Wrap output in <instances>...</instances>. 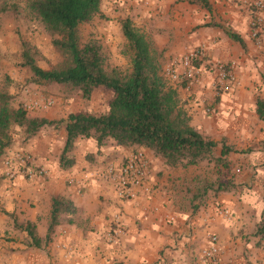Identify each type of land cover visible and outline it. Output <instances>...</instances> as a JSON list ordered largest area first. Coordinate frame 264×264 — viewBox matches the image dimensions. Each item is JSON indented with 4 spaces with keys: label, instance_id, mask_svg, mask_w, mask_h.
I'll return each mask as SVG.
<instances>
[{
    "label": "crops",
    "instance_id": "0c3cea01",
    "mask_svg": "<svg viewBox=\"0 0 264 264\" xmlns=\"http://www.w3.org/2000/svg\"><path fill=\"white\" fill-rule=\"evenodd\" d=\"M204 1L210 10L191 0H101V7L106 3L108 12L116 10L131 21L162 63L204 47L209 59L231 67L235 85L216 97L214 77L208 72L189 90L183 89L182 82L165 80L167 87L178 93L198 132L213 140L217 135L228 138L229 141L224 139L226 147H253L233 157L241 169L236 168L239 175L234 177L232 188L219 193L209 190L201 203L179 202L177 195L183 193L179 194L175 186L184 180L181 169L169 168L148 150L135 147H124L122 152L118 151L120 147H112L95 164L88 161L92 157L87 154L81 156L86 148H80L79 140L75 143L73 166L61 170L54 150L56 137L41 130L20 148L28 150L46 171L45 176L26 180L16 174L9 180L2 162L7 155L21 153L12 145L0 158V201L5 210H26L30 224L37 226H47L49 197L55 194L70 198L87 215L83 223H75L80 230L64 240L71 245L73 255L63 259L59 255L57 264H203L200 252L210 236H215L221 247L219 264H264V242L255 235L264 219V124L255 113L257 99L264 100V43L257 47L251 37L254 0ZM230 33L238 36L242 44L232 40ZM213 97V110L203 113L202 102ZM64 137L62 130V141ZM87 150L92 155L97 148ZM136 152H144L151 163L153 191L150 196L139 193L135 199L121 202L101 173L107 164L121 163ZM42 202L45 207L40 210ZM105 209L122 212L114 223L122 233L111 244L104 235L109 226L108 221H103ZM39 230L38 236L44 239L45 233ZM39 250L0 240V264H49L44 251Z\"/></svg>",
    "mask_w": 264,
    "mask_h": 264
},
{
    "label": "trees",
    "instance_id": "16d2710c",
    "mask_svg": "<svg viewBox=\"0 0 264 264\" xmlns=\"http://www.w3.org/2000/svg\"><path fill=\"white\" fill-rule=\"evenodd\" d=\"M191 2L210 10L204 0ZM3 13L16 17L26 13L39 19L51 35L57 36L52 45L63 56V62L52 70L40 68L31 54V46L21 41L23 62L20 66L29 72V84L64 86L85 100L98 88L111 91L113 96L107 112L102 115L71 114L64 120L54 121L30 117L21 105L12 107L11 95L0 90V158L12 146L14 128L21 130L22 141L26 143L42 129L52 127L65 133L58 158L61 170L73 166L72 153L78 140L93 141L98 151L109 145L146 149L172 169L197 167L212 160L216 143L191 125L178 93L167 87L148 40L128 19L121 22L122 35L130 52L128 71L108 74L101 48L92 41L81 44L78 27L95 17H104L101 0H0V14ZM228 36L242 44L238 36L231 33ZM255 113L258 121L264 124V100L257 99ZM230 152L223 146L221 157L214 159V163L227 168L222 157ZM232 186V178L226 182L219 180L216 184L206 181L202 188L197 187L192 193L190 203L194 200L203 202L209 190L228 192ZM82 213L73 201L61 196L50 197L44 241L35 226L27 223L22 229L27 234L26 246L43 248L56 227L62 223L74 225L75 217ZM255 235L259 242H264V219L257 226Z\"/></svg>",
    "mask_w": 264,
    "mask_h": 264
},
{
    "label": "rangeland",
    "instance_id": "374dc122",
    "mask_svg": "<svg viewBox=\"0 0 264 264\" xmlns=\"http://www.w3.org/2000/svg\"><path fill=\"white\" fill-rule=\"evenodd\" d=\"M102 6L103 7H101V11L104 15L103 18L95 17L90 22L83 23L78 27L80 42L81 44H84L92 41L101 48V52L105 58L104 69L108 74H114L117 71H128L130 66V52L127 42L125 41L121 31V22L127 18H123L121 13L117 12L116 10H111L108 12L109 6L106 3ZM104 8L105 11H103ZM56 37V35H51L47 31L39 19L27 15L26 13H21L18 15V17L12 16L8 13L0 14V90L11 95L12 107L21 105V107L28 113L30 117H41L48 120L58 121L66 119L71 114L81 113L85 115L99 116L106 113L108 110V104L113 96L112 92L107 89L98 88L92 93L88 100H85L81 98L76 92L71 91L64 86H39L29 84L27 82L29 79V72L27 69H24L20 66V64L23 62L20 50L21 41L27 42L31 46L33 49L31 54L40 68L43 70H52L60 67L63 62V56L52 45V40ZM156 58L158 59L161 67V73L164 78L165 69L168 66H171L174 61L178 60L177 57H173L162 63L163 60L160 59V57L156 55ZM196 64H198V62ZM207 72L212 74L210 67L206 65L203 67L200 74L201 76L199 77H202L203 73ZM180 73L181 70H179V75ZM182 84L183 89L186 90V84L183 80ZM215 97H213V100L211 101L206 100L205 102H202L203 113H205V108H212L214 100L216 99ZM47 102H51V106L45 110L37 106ZM43 131L48 135L53 134L56 137L55 141L58 142V144L54 150L57 152L56 159H58L63 147V141L61 139L62 130H56L52 127H47L42 129L41 132ZM12 136L13 147H17L23 154L31 155L28 150L20 148L21 146L25 147L29 143V141L23 143L21 130L14 128L12 130ZM42 137L44 138L45 134H43ZM205 138L211 139L209 136H205ZM224 139L229 141L228 138H223L222 135L215 136L214 140L211 139L216 143V147L214 149L213 158L210 162L205 161L199 164L197 167H188L189 169L175 168L176 170L181 169L185 173L184 180L179 183V185L175 186L179 194L183 193V195H177L179 202H186L189 200L192 196V193L195 192V189H197V187L202 188L204 186V182L206 181L216 184V182H219V180L226 182L229 178L234 179L235 176L239 175V173H236L235 171L236 168L241 169V164L236 162V160L234 161L233 157H235V154L240 150L248 151L253 147L248 145L228 146L227 148L231 150V153L224 156V158L222 157L223 164L227 166L226 168L222 166L221 163H214V159L221 157L222 147L224 146L223 144L225 142ZM79 146L80 148H86L85 151L83 150L81 156L87 154L88 156L92 157V159H88V161H92V163L95 164H97L98 159H101L104 151H112L110 148L115 147L114 145H109L101 148L98 151L96 150L95 143L91 140H79ZM87 149H94L96 151L90 155ZM113 150L115 151L116 149L114 148ZM124 150H126L124 147H120V149H118L119 152ZM78 151L79 150L76 148L77 153ZM190 177H195L194 180H196L197 183H194V180H191ZM52 196L59 195L55 194L51 195L50 197ZM67 200L71 201L70 198ZM28 201L29 200L25 201L26 205L28 208H31ZM99 201L101 204L102 200L99 199ZM199 202V200L195 201L196 204ZM44 207L45 203L42 202L39 205V208L42 210ZM105 208L108 209L109 207L106 205ZM115 210V213L106 210V213L103 216V221L109 222V226L104 233V235H106V242L108 244L114 243V238L122 233L119 226L114 224L122 216V212H120V210ZM86 216L87 215L84 212L81 215H77L75 217V223H83V220L86 218ZM28 218L29 216L27 215L26 210L21 212H16L15 210L13 212L11 210H5L2 207V203L0 201V240H3L4 242H13V244L19 242V244H23L24 248L26 247V249H29L30 247L26 246L24 239L26 232L22 230L27 223H31L28 221ZM40 220L41 217H39L37 221L40 222ZM79 224L68 225L66 223H62L55 228L48 244L39 250L44 251L43 253L49 260V264H57L59 262V255L61 258L69 257L71 254L73 255V249L71 245L64 240L65 238H71V236H73L77 230H80L78 229L79 227H77ZM32 225L35 226L36 230L39 228V231H41V233L43 232V234L45 233L46 235L45 229L47 226L44 227L40 223L38 224L39 226H37L35 223H32ZM83 227L84 226H82V228ZM42 240L44 241V239Z\"/></svg>",
    "mask_w": 264,
    "mask_h": 264
},
{
    "label": "built area",
    "instance_id": "2783aa9c",
    "mask_svg": "<svg viewBox=\"0 0 264 264\" xmlns=\"http://www.w3.org/2000/svg\"><path fill=\"white\" fill-rule=\"evenodd\" d=\"M254 18L251 21V37L257 47L264 43V0H254ZM198 62V64H196ZM209 66L212 72V86L215 88V96L225 93L235 85V77L231 67L208 58L207 50L198 47L186 53L180 59L174 61L164 71L167 80L182 82L189 90L201 79L204 66ZM179 70L181 73L179 75ZM42 109L51 106V102L37 105ZM211 107L205 108V113H211ZM5 175L12 180L19 174L26 180L43 178L46 171L38 165L31 155L16 153L7 155L3 160ZM101 177L108 182L115 191L116 198L123 201L135 199L138 194L151 195L153 188L150 186L152 178V166L144 152H136L118 164H107L102 170ZM221 247L215 236H210L208 245L200 252V261L203 264H219Z\"/></svg>",
    "mask_w": 264,
    "mask_h": 264
}]
</instances>
